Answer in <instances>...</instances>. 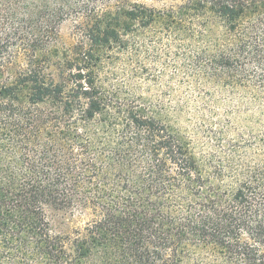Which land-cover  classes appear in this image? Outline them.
<instances>
[{"label":"trees","instance_id":"trees-1","mask_svg":"<svg viewBox=\"0 0 264 264\" xmlns=\"http://www.w3.org/2000/svg\"><path fill=\"white\" fill-rule=\"evenodd\" d=\"M146 1L0 0V264H264V0ZM153 30L258 117L250 151L200 158L181 107L108 79Z\"/></svg>","mask_w":264,"mask_h":264},{"label":"rangeland","instance_id":"rangeland-1","mask_svg":"<svg viewBox=\"0 0 264 264\" xmlns=\"http://www.w3.org/2000/svg\"><path fill=\"white\" fill-rule=\"evenodd\" d=\"M70 34L68 26L61 29L64 41L69 40ZM145 39L155 41L156 48H141L142 40L134 38L136 47L132 51L107 54L102 67L108 79L120 86L131 84L148 100L169 110L181 107L183 116L177 129L200 158L222 160L232 153L250 151L247 146L255 145L261 138L258 117L236 102L219 98L200 81H192L183 69L199 48H185L181 36H169L160 30H153ZM133 69L137 75L130 78Z\"/></svg>","mask_w":264,"mask_h":264}]
</instances>
